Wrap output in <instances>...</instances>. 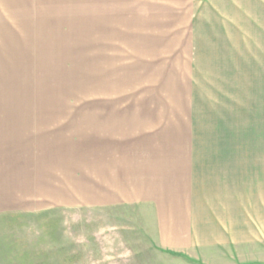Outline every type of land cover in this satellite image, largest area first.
I'll return each mask as SVG.
<instances>
[{
	"label": "crops",
	"instance_id": "obj_1",
	"mask_svg": "<svg viewBox=\"0 0 264 264\" xmlns=\"http://www.w3.org/2000/svg\"><path fill=\"white\" fill-rule=\"evenodd\" d=\"M230 2L0 0V28L11 35L107 54L94 58L102 107L0 109V221L12 229L0 239V264H80L100 236L65 235L67 214L120 206L148 214L150 244L161 251L197 260L213 247L264 245V124L255 125L264 123V0L231 4L234 74L218 56L229 48L202 46ZM245 52L252 132L263 135L248 146L222 136L233 125L226 95L242 97Z\"/></svg>",
	"mask_w": 264,
	"mask_h": 264
},
{
	"label": "rangeland",
	"instance_id": "obj_2",
	"mask_svg": "<svg viewBox=\"0 0 264 264\" xmlns=\"http://www.w3.org/2000/svg\"><path fill=\"white\" fill-rule=\"evenodd\" d=\"M232 2L234 5V0L226 5L227 21L214 20L212 22V26L216 24L221 26L220 29L213 32L217 27L209 25L207 29L205 28V34L208 36L212 33L217 35L210 40L213 44L208 45L209 38L204 37L202 46L203 49L209 46L211 49L220 50L229 48L230 52H219L218 56L221 61L227 58L226 63L231 65L228 71L234 74L236 39L235 33L231 32L235 22L231 13ZM11 33H13L12 29L0 28V109L67 110L102 107L100 99L103 86L100 83H94V58L96 57L99 62V58L107 54L65 52L62 49L70 48L66 44L76 43L59 37H15ZM71 48L78 47L71 46ZM208 55L211 56V53L201 54L203 62L208 61L209 63ZM243 56L245 62L242 97L240 96L239 101L235 103V96L231 100L232 94L226 95L227 100L223 101L222 106L225 112H228L229 117L232 116L229 120H232L233 125L229 126L232 131L222 133V136L229 141H244L245 146H248L254 137L258 140V137L263 135L260 133L262 129L256 134L252 132L253 122L249 100L251 92L247 89L250 88L247 58L251 59V53L245 52ZM99 63L96 64L97 71L100 69ZM238 70L241 72V68ZM210 82L207 84L208 87L220 95L221 90L217 88H222V85L216 84L212 79ZM210 103L204 100V107H208ZM236 104L238 108L240 105V120L243 125L242 127L237 126L240 132H235ZM262 122L261 116L260 122L256 121L255 125L262 126L264 124ZM207 135L203 139H209ZM246 150L249 151V149ZM67 219L68 228L63 230L65 235L83 236V238H91L93 234L100 236L99 249L93 252L96 255H92V251H86L90 255L84 254L80 264H264V245L213 247L203 253L197 252V260L183 254L153 248L148 236L150 218L146 212H141L138 208L120 206L106 210H78L69 212ZM1 221L0 239H8V234L12 232V229L7 228L6 224ZM8 229L9 233H7ZM89 247L91 246L87 245V248ZM73 263L76 264V262Z\"/></svg>",
	"mask_w": 264,
	"mask_h": 264
}]
</instances>
